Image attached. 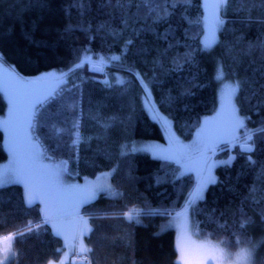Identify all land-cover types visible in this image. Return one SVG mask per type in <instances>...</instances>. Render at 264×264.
Listing matches in <instances>:
<instances>
[{
  "label": "trees",
  "instance_id": "16d2710c",
  "mask_svg": "<svg viewBox=\"0 0 264 264\" xmlns=\"http://www.w3.org/2000/svg\"><path fill=\"white\" fill-rule=\"evenodd\" d=\"M69 3L70 0H0V56L5 65L26 79L38 78L49 70L56 72L53 76H57L58 84L50 82L41 86L44 90L30 91L41 95L32 115L33 135L46 158L63 161L67 173L74 179L116 169L109 183L122 195L112 197L99 192L81 207L80 212L89 216L93 229L83 239L86 249L91 250L84 253L88 264H177L175 232L172 228L160 229L166 216H141L142 224L137 225L129 223L123 214L145 206L186 210L196 177L192 173L179 174V166L173 161L152 157L146 151H126L124 146L135 139L164 140L165 131L158 116L168 118L172 131L189 139L201 118L213 111L218 85L214 75L222 50L217 47L212 54L202 50V0H191L188 5L178 7L171 18L181 41L174 54H188L192 63L182 72L166 74H154L150 61L155 53L147 57L139 55L131 46V51H122L120 38L96 30L95 26L107 17L95 0L92 11L85 17L94 26L90 33L93 38L90 40L80 31L67 34L65 29L69 23L78 22L75 10L72 18L66 15ZM240 8H252L253 17L264 16V5L237 2L228 13L230 22L226 27L241 28L246 32V39L255 40L259 35L257 26L248 30L232 22ZM166 26L162 25L161 30ZM84 48L90 49L89 62L103 64V71L90 70L88 63L62 75L78 61ZM112 56L122 59L112 62ZM135 72H140L149 82L148 94L134 76ZM238 74L244 75V67L238 69ZM247 95L241 92L237 100L240 113L250 117L240 129V137L264 126V106H259L255 97L244 99ZM6 110L7 101L0 91V116ZM76 122L87 139L74 148L71 133ZM53 128L63 130L60 137L53 135ZM2 140L0 128V163L8 156ZM57 141L61 147L53 151ZM253 141L256 151L251 155L259 165H264V139L254 136ZM229 155L228 163L214 168L216 183H210L203 199L187 210L201 235L235 250L244 243L238 226L241 200L237 192L247 191L245 186L252 183L253 170L247 160L249 154L242 153L237 142L229 147ZM0 196L3 198L0 237L9 233L12 237V256L6 264H46L58 260L64 249L62 239L53 233L49 223L41 222L38 203L27 206L22 185L7 186L0 190ZM245 211L256 220V226L248 234L254 238L264 235L260 217L247 206ZM237 236L241 240L239 244L235 242ZM260 254L264 264V247ZM65 264L72 263L69 259Z\"/></svg>",
  "mask_w": 264,
  "mask_h": 264
},
{
  "label": "snow or ice",
  "instance_id": "6c2138e0",
  "mask_svg": "<svg viewBox=\"0 0 264 264\" xmlns=\"http://www.w3.org/2000/svg\"><path fill=\"white\" fill-rule=\"evenodd\" d=\"M95 2L98 9L104 10V14L107 17V19L95 26L96 30H104L112 38H120L123 45L122 51L125 49L131 51V48H135L139 55L146 57L155 53L150 61L154 74L157 72L164 74L168 72H182L185 70L186 65L192 63L190 55L174 54V50L179 48L181 41L176 35V28L171 23V18L176 15V9L188 5L191 0H95ZM237 2L241 4L252 2L264 5V0H213L211 3H209V0H204L202 5L204 8L203 22L205 28L202 50L210 54L214 53L217 47L222 50L217 60L216 79L224 80L225 78H230L232 81L231 84L225 86L222 107L227 106L230 110L233 139H236L234 135L236 129L244 128L245 121L250 119V117L239 115L240 108L237 107V100L241 92L249 93L244 99L250 100L255 97L257 98V104L264 106V16L253 17L251 14L252 8H240L236 10V18L232 21L233 23H238L242 28L248 30L253 26H257L259 29V35L255 40L246 39V32L241 31V28L226 27L230 22L228 13L231 10V6ZM92 3L93 0H70L65 10L66 15L72 18L73 10H75L78 22L75 25L69 23L65 29L67 34L80 31L85 33L90 40L93 38L90 33L93 31L94 26L90 21L85 20V17L92 11ZM240 12L246 14L240 16ZM162 25L167 26L161 30ZM221 34L223 35V39H221ZM148 37L152 39L149 40ZM127 54L125 51L124 55L126 56ZM91 58L90 49L84 48L78 61L69 69L68 73H62V75L70 74L84 67L85 64L89 63ZM121 59V56L110 57L112 62H119ZM3 66V58L0 56V70H3ZM241 67H244L243 76L238 74V69ZM134 76L139 80V84L145 94H148L150 92L149 82L146 81L140 72H135ZM25 83L32 82L20 80L15 74L5 73V79L0 81V88L7 90L11 84ZM54 95L55 90L51 96L54 98ZM37 103L40 102L38 101ZM31 108H35V104ZM13 111H16L15 102ZM32 115L33 113L29 111L23 120H18L11 126L12 148L15 154L20 145L25 143L28 149V159L31 164L34 167H45L39 163L44 155V150L41 145L34 142L37 138L33 135ZM167 123L165 120V124ZM7 126L6 123L5 127ZM72 129V145L75 148L87 138L82 134L78 122L73 123ZM62 132V129L53 128V135L56 137H60ZM254 136L264 139V126L258 127L255 130H249L244 145L240 149L242 153L249 154L247 155V160L253 170L252 183L245 186L247 191L242 194L237 192L241 200V205L238 209V226L241 230V235L244 236V243L246 245L238 255L244 260V264H257L259 250L264 247V235L254 238L248 234V230L256 226V220L254 215H249L245 211V206H247L255 215L260 217L261 224H264V165H259L258 161L254 160L251 155V153L256 151V143L253 141ZM60 147L61 145L57 141L53 151L58 150ZM138 150L147 151V149H136L134 147L131 149V151ZM209 151L211 149L205 145L200 150V154L205 156ZM47 158L51 159L50 156ZM163 158L166 160L176 159L177 163L180 162L179 159L172 155H166ZM60 170L59 166L55 169H49L50 176L54 181H58ZM208 171L209 175L201 179L197 189L190 194L189 200L186 201V210L187 208H192L198 200L203 199L202 193L208 184L216 183V180L211 176L210 165L208 166ZM115 173L116 169H112L97 177V183L91 186L88 197L82 202H89L98 192L110 194L112 197L121 196L122 193L108 183L109 178ZM27 175L26 169L15 166L0 170V190L12 184L24 183L29 188V191L26 193V204L31 207L34 197L28 184ZM2 199V196H0V201ZM54 211L55 209L46 210L44 223L49 222L52 218L49 213ZM123 215L129 223L134 222L137 225H141V216H171L172 212H169L167 209L160 210L145 206L143 209H133L125 212ZM184 215V212H178L175 214L174 219L183 217ZM78 219L83 225L81 235L93 231L89 227L87 220L83 217H79ZM29 223L31 224V222ZM170 226V224L165 225L162 231ZM183 226L182 223L181 227ZM36 227L39 228V225H36ZM29 231H32V229L29 228ZM56 235H61L59 230H57ZM5 239H12V237H5ZM235 242L237 244L241 243L239 236H237ZM7 251L8 249H5V252ZM85 251L91 250L85 249ZM178 251L182 252L179 246ZM7 260L8 256L6 255L4 261ZM4 261H0V264H4ZM49 264H52V262L50 261ZM61 264H63V261H61ZM177 264H184V261L179 260Z\"/></svg>",
  "mask_w": 264,
  "mask_h": 264
},
{
  "label": "rangeland",
  "instance_id": "374dc122",
  "mask_svg": "<svg viewBox=\"0 0 264 264\" xmlns=\"http://www.w3.org/2000/svg\"><path fill=\"white\" fill-rule=\"evenodd\" d=\"M211 2H213V0H209V3ZM203 3L204 0H202V5ZM203 13H204V8H203ZM201 21H202L201 24H202L203 32L200 38V43L201 46L203 47V41L205 38L203 15ZM89 66L90 69H93V71L99 73L103 71V64L97 61L89 62ZM5 73L6 72L4 69L0 70V81L5 79ZM50 74L54 75L56 74V72L54 70H49L44 72L42 75H50ZM214 78L218 82V85H217V93H216V104L213 111L210 114L205 115L201 118L198 126L195 128L192 136L189 139H183L179 137L176 133H174V130L172 131L173 137H169L170 141H173L174 149L176 150L179 149L180 152L181 151L188 152L189 150L194 151L205 145L208 146V148H210V146H212L213 144H222L220 146L218 145L217 151H213L212 150L213 148H210L211 151L207 152V156H209V158L211 157L208 166L209 165L211 166V176L213 178H214V174H213L214 164L216 162L218 163L220 161L227 159V156L229 155V147L231 146V144L234 143L233 141H230L231 139H233L232 118H231L230 110L227 108V106L222 107L225 86L231 84L232 81L230 78H225L224 80L216 79V71ZM59 82L60 81L55 80L53 84L56 83L58 84ZM47 84L48 82H46L45 80L42 81V83H33L30 85V89L37 91L38 89H43L41 86L45 87ZM28 85L29 84L26 83L11 84V86L7 90L0 88V91L4 94L5 99L7 101L6 113L4 114V116H0V121L4 120L6 123H11V119L13 118V115H15L16 113L27 116L29 111L32 112L33 110V108H31L32 105L30 103V100H28L27 98V95L29 94V90L27 88ZM14 102L16 105V111H13ZM239 115L242 117L244 116L241 113H239ZM161 119L162 121H164V123L166 120L168 122L167 124L171 125V129H172L171 121L168 118L162 116ZM18 120H22V119H20L19 116L16 117L15 123ZM0 126H2V128L7 130L4 131V141H3V146L6 149V145L7 146L11 145V142H13L11 131H9L1 123ZM240 129L241 128L236 129L234 135L237 138L236 140L238 141L236 142L238 143L239 148L241 149V147H243L244 145V141L246 139L247 133H245L244 136L240 137ZM165 140H167V138L161 141L148 140V139H135L131 143L127 144L126 145L127 147L124 146V149L126 151H131L133 147L136 149H147L146 152H148L152 157H159L162 159H164L163 157L166 155L175 156L180 161L178 164L179 165L181 164V170L179 173L181 175L185 173H193L194 168H196L198 171L201 165L199 160L200 156H196L190 160L181 161L178 152L177 155L172 152L166 155H160L159 151L155 149V146H153V144L161 145L158 143L160 142L162 143ZM227 141L233 143L225 144V142ZM184 150H188V151H184ZM211 154H215V156L213 157L211 156ZM228 158L231 159V156L230 157L228 156ZM56 161H57L55 162L57 163L55 164L56 167H50L48 164H45L42 161H39V163L42 165L44 164L45 167H38V166L34 167L29 161L28 155L25 154L22 157H20V159H16V161H9L7 164H0L1 165L0 170L13 166L27 170L28 184L31 188V192L34 197L33 202L40 203V206L44 214H46V210L48 209H55L54 212H50L49 214L51 216H57V220H58L57 230H59L61 233V235L58 236H60L62 239V242L64 244L63 245L64 249L58 260H50V261L52 262V264H61V261H63V264H65L66 261L70 259V263L76 264L81 260L84 261V259H87V257H84L85 249L87 248L85 243L83 242L85 235H81V234L76 235L77 233H81L79 229H77V225H76L78 223L77 220H79L78 219L79 217H83V216L78 215L76 217H72L73 215L68 216L67 214L70 212H74L75 210H79L81 208L82 203L83 204L86 203L82 201L86 200V198L88 197L91 186L97 183V177L101 176L103 173L108 171L99 172L94 177H84L81 180L74 179L67 173L65 164L59 160ZM170 161H173L174 163L177 164L176 159ZM58 166L61 169L59 173V179L58 181H54L50 176L49 169H54L57 168ZM186 166L187 168H185ZM208 166H206L205 168L204 165L201 173L202 175L200 174L197 176L193 174L196 177V180L194 181L193 188L191 189L188 197L194 190H196L201 179L206 178L209 175ZM64 167L66 173L65 178L62 175L64 173ZM179 169L180 168H178V171ZM19 184L22 185L24 189V193L26 195V193L29 191V188L26 187L24 183H19ZM204 191L202 195L204 194ZM98 193H96V195ZM178 210H168L169 212H172V215L166 216L160 224V229H162L165 225L170 224L171 226L168 228H172L175 232L177 262L179 260H183L184 264H244V260L238 254L241 252L243 248H245L246 246L245 243H241L236 247L235 250H231L229 247L224 245L219 240L211 239L207 236L201 235L193 225V221L189 210L182 211L185 213L183 217L174 219L175 214L180 211ZM84 217H87L89 220V216L84 215ZM182 223L184 225L183 227H181ZM1 243L2 245L0 246L4 254L0 257V261H4V258L7 255L8 260L4 261V264H6L8 261H10L9 259L12 256L10 239H5ZM178 246L179 248L182 249V252L178 251ZM5 249H8V251L5 252ZM260 251L261 249L259 250V257L257 264H263ZM49 262H47V264H49Z\"/></svg>",
  "mask_w": 264,
  "mask_h": 264
},
{
  "label": "crops",
  "instance_id": "0c3cea01",
  "mask_svg": "<svg viewBox=\"0 0 264 264\" xmlns=\"http://www.w3.org/2000/svg\"><path fill=\"white\" fill-rule=\"evenodd\" d=\"M3 69L5 70V72L6 73H9V74H15L9 67H7L5 64H4V66H3ZM17 76V75H16ZM51 76V77H50ZM20 80H23V81H27V80H24L23 78H20L19 76H17ZM39 79H41L40 81H38V82H42V81H46V82H48V84H51L50 82H54L55 80H57V76H53V75H49L48 77L47 76H41V77H39ZM32 83H26V84H29L28 85V90H29V94L27 95V98H28V100H30V103H31V105H33V104H36V102L40 99V97H41V95L39 94V93H37L36 95L35 94H32V92H30L31 91V89H30V85L31 84H33L34 82H36V81H31ZM47 84V85H48ZM46 85V86H47ZM35 103H34V102ZM33 111H34V108H33V110H32V113H33ZM20 117V119H24L26 116L25 115H21V114H19V113H16L15 115H13V118L11 119V123H7V129L10 131V129H11V126L15 123V119H16V117ZM0 123L1 124H3L4 126H5V124H6V122L4 121V120H1L0 121ZM170 124V123H169ZM165 125V128H166V132H165V137H164V139L165 138H167V140H165V141H163L162 143L160 142V143H158V144H161V145H157V144H153V146H155V149L157 150V151H159V153H160V155H166V154H168V153H170V152H172V153H174V154H176L177 155V152L179 153V158L181 159V161H186V160H190V159H192V158H194V157H196V156H200L199 157V160H200V163H201V165H200V167H199V169H198V171H197V169L196 168H194V170H193V173L192 174H194V175H200L201 173H202V169H203V167H204V165H205V168H206V166H208V164H209V160L211 159V158H207V154L205 155V156H202L201 154H200V150L201 149H203L204 148V146L203 147H201V148H199V149H197V150H184V151H188V152H183V151H179V149H174V146H173V141H170V139H169V137H173V134H172V129H171V125H168V124H164ZM0 128L2 129V131H3V140H2V144H3V141H4V131H7V130H5L4 128H2V126H0ZM237 139V138H236ZM233 140H235V139H231L230 141H233ZM230 141H227V142H225V143H228V142H230ZM34 142H36V143H38L37 142V140H35ZM39 144V143H38ZM22 145V146H21ZM20 145V147H19V149L16 151V153L14 154V152H13V148H12V142H11V145H6V151H7V153H8V156H7V159L5 160V161H3V162H5V163H3V162H1L0 164H7L9 161H16V159H20V157H22L23 155H25V154H28V149H27V147H26V144L25 143H22ZM218 145L220 146V145H222V144H213L212 146H210V148H217L218 147ZM4 147V146H3ZM5 148V147H4ZM12 156V157H11ZM10 157H11V159H10ZM157 158H159V157H157ZM10 159V160H9ZM162 159V158H161ZM230 159L229 158H227L226 160H223V161H220V162H216L215 164H214V168H215V166L217 165V164H221V163H226L225 161H229ZM40 161H42V162H44L45 164H48L50 167H56L55 166V164H57V163H55V162H57L56 160H51V159H48V158H46L44 155H43V157L40 159ZM60 161V160H59ZM205 161H206V163H205ZM61 162H63V161H61ZM199 162V161H198ZM198 162H197V164H198ZM64 163V162H63ZM65 164V163H64ZM178 164V163H177ZM44 165V164H43ZM179 165V164H178ZM195 167V166H194ZM0 168H1V165H0ZM179 173H180V170H181V164L179 165ZM185 168H187V166L185 167ZM55 169V168H54ZM182 173H184V172H182ZM66 173H65V167H64V173L62 174L63 176H64V178L66 177V175H65ZM213 174H214V179H215V171H213ZM202 175V174H201ZM64 183H66V182H64ZM39 185V184H38ZM37 185V186H38ZM197 189V188H196ZM24 190V189H23ZM75 197H76V195H75ZM24 198H25V202H26V195H25V193H24ZM92 200V199H91ZM34 203H38L39 204V206H40V203L39 202H33L32 204H34ZM87 203V202H86ZM86 203H84V204H86ZM83 203H82V205H81V207L84 205ZM40 208H41V206H40ZM81 209V208H80ZM80 209L79 210H75L74 212H70V213H68L67 215L68 216H70V215H76L77 213H79L80 212ZM41 217H42V221L44 222V220H45V217H46V214H44V212H43V210H42V208H41ZM83 218L85 219V220H87L88 221V225H89V227H90V223H89V220H88V218L87 217H84L83 216ZM57 216H52V218L49 220V225H50V227H51V229H52V231H53V233L54 234H56V231H57ZM61 222V221H60ZM77 229H79V231L81 232V229L83 228V225L79 222V220H77ZM56 230V231H55ZM81 233H77L76 235H80ZM83 235H86V234H83ZM9 236H11L10 234H6V235H4V236H1V238H0V245H2V241L3 240H5V237H9ZM10 246H11V239H10ZM4 253H3V251H2V248H1V246H0V257L3 255ZM47 264V263H46Z\"/></svg>",
  "mask_w": 264,
  "mask_h": 264
},
{
  "label": "bare ground",
  "instance_id": "6f19581e",
  "mask_svg": "<svg viewBox=\"0 0 264 264\" xmlns=\"http://www.w3.org/2000/svg\"><path fill=\"white\" fill-rule=\"evenodd\" d=\"M85 261V260H84ZM80 263H82L81 261H80Z\"/></svg>",
  "mask_w": 264,
  "mask_h": 264
}]
</instances>
